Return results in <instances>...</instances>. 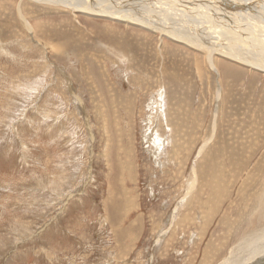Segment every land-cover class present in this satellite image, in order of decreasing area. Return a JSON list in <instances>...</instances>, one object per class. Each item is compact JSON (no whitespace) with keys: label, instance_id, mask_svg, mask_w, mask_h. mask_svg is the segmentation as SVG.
Here are the masks:
<instances>
[{"label":"rangeland","instance_id":"rangeland-1","mask_svg":"<svg viewBox=\"0 0 264 264\" xmlns=\"http://www.w3.org/2000/svg\"><path fill=\"white\" fill-rule=\"evenodd\" d=\"M0 1L11 12L23 0ZM32 1L22 7L38 11L32 33L0 13V264H201L207 255L222 264L239 241L264 232V207L255 208L264 198V74L217 56L241 76L232 83L205 55L158 38L159 30L195 35L264 62V47L247 43L252 30L218 23L233 37L226 43L198 35L194 25L216 29L173 17L199 19L197 0H186L187 11L160 7L167 16L145 11L158 31ZM249 1L218 5L256 8L245 21L264 28V6ZM232 161L242 171L235 184Z\"/></svg>","mask_w":264,"mask_h":264},{"label":"bare ground","instance_id":"bare-ground-1","mask_svg":"<svg viewBox=\"0 0 264 264\" xmlns=\"http://www.w3.org/2000/svg\"><path fill=\"white\" fill-rule=\"evenodd\" d=\"M15 1V0H14ZM17 1V0H16ZM19 1V0H18ZM17 1V2H18ZM35 2H38L40 3L41 5H49L50 8H40L41 11L42 10H49V11H53V9H57L55 7H63L62 9H66V8H71L72 11L74 10L76 13H87L86 15L89 16V17H93V18H97V20H112V21H118V23H125L127 27H136V28H147V29H152V30H156L158 31L159 28L157 27L159 25V22H154V21H158L159 19L156 17L154 11L150 14H147V12L145 13V11H148V10H151V7L156 11V14L157 16L159 15L160 17L162 16H167L168 15V12H166L165 10L168 11V9H163V8H160V7H168V6H172V8H169L170 12L171 13H174V12H178V10H174V6L175 7H178L179 9L186 6L187 5V2L186 0H34ZM32 1V2H34ZM244 1V3H250L249 0H197L195 4H193V7H200L202 9H199V10H196V11H193L191 10V13L193 15H195L194 13H196V16H197V13H198V17L199 19H196L194 18L193 16H190V15H187V14H183L182 16H180L181 14H176V16H173L174 18L178 19V22H180L182 25L184 23V21L187 22V24H200V25H205V26H212L214 25L215 27V31L214 32V28L210 27V29H206L205 27L203 26H196L194 25V28L196 27V31L199 32L198 35L202 32V35L206 34V30H209L211 32V35L210 33L207 31V34L211 36H213L215 34L216 37H221V38H224L225 39V43H226V39H233L232 35L226 33L225 31H222L221 30V26L219 27L217 24H221L223 26L226 27L227 30H229V28H232L233 27H237V24L239 25V28L241 29H248V30H252L251 33H252V37L249 38L248 40V44L251 46H253L254 44L253 43H249L251 42L250 39L253 38L254 41H256L258 44H259V48L258 49H263L262 47H264V34L262 32L263 31V27L261 26H256L254 24H256V22L252 25L248 24V23H252V22H249L251 21V17L253 15L252 12H256V8L254 7H251V8H243L241 10L240 9H237L235 8V10H238V11H235V10H231L232 13L229 11L225 13V9H220L218 4H223V6L225 8H228L229 3H232L231 6H240V2ZM1 3H6V1H0ZM256 2L258 3V6L259 8L260 7H263L264 6V0H256ZM11 5L14 4L13 1H10L9 2ZM173 3H180L182 4L183 6H176L174 5ZM202 3H205L204 5H202ZM30 4V3H29ZM35 4V3H34ZM33 4V5H34ZM20 6H15L14 9L11 11V12H8L7 8L5 7V11L2 9L3 6L0 5V13L2 14H5L8 16V18L12 19V22L9 20H7L8 23H11L10 25L13 24L14 20H15V23L14 25L18 26L20 25V28L21 30L25 31H29L30 33H32V31L35 29L32 30V25H31V18L37 16V12L34 8V10L29 13H25L22 9L23 6H28L30 7L27 2H25V0L21 1V4H19ZM39 5V4H38ZM208 6V8H205L204 6ZM32 6V5H31ZM40 6V5H39ZM148 6V7H146ZM222 6V7H223ZM39 8V7H38ZM253 8V9H252ZM39 9V10H40ZM152 9V10H153ZM184 9L187 11V10H190V8H187V7H184ZM264 9V8H263ZM58 10V9H57ZM15 11V12H14ZM67 11V10H66ZM13 12V13H12ZM54 12V11H53ZM63 12V11H62ZM68 12V11H67ZM149 12V11H148ZM260 12V11H259ZM46 13V12H45ZM49 13V12H48ZM51 15H52V12H50ZM49 13V14H50ZM208 13H209V16H208ZM40 14V13H39ZM230 14H234V19H232L231 17L227 20V16H231ZM256 14V13H254ZM262 14V13H261ZM57 15V13H56ZM69 15V14H68ZM200 15V16H199ZM217 15V17L215 16ZM15 17H18L20 23H18L19 21H17ZM76 17V16H74ZM263 17V16H262ZM117 18V19H116ZM137 18V19H136ZM142 18V19H140ZM167 18V17H166ZM165 18V19H166ZM7 19V18H6ZM77 19V18H76ZM168 19V18H167ZM172 19V18H170ZM169 19V20H170ZM245 19H248L249 21H245ZM122 20V21H120ZM78 21V20H77ZM141 21V22H140ZM217 21V22H216ZM141 23L142 25H137L136 23ZM135 23V24H134ZM150 24V27H147L145 26L144 24ZM124 25V24H123ZM185 25V24H184ZM235 25V26H234ZM17 27V28H18ZM180 27V26H179ZM34 28V27H33ZM223 28V27H222ZM238 28V29H239ZM262 29V31H259L260 29ZM189 30V28H187ZM225 29V28H224ZM201 30V31H200ZM226 30V31H227ZM237 30V29H236ZM179 31V30H178ZM195 31V30H194ZM233 31L235 30H229V32L233 33ZM238 31V30H237ZM37 32V31H36ZM159 40L161 41V44H165V43H169L168 41L172 42L173 43H176L179 45V47H184V48H189L197 53H200L202 55H205L206 56V62L210 61V71L214 70L215 73H221L222 72L225 74V72H227V74H229V80L232 82V83H237L239 82L241 76L229 69L228 67H225V66H219L218 62H219V59L217 56H220V58H224V59H227L229 61H233L234 63H238V65H243L247 68H249L250 72L251 73H263L264 74V62L263 61H259V59L262 57H258V55L256 56V54L253 53L252 50H248V51H242V49L238 46H227L226 44H222L220 43V41H222V39H217L215 38L214 36V39L217 40L220 44H216L217 47H214L212 46V43L214 42H210L211 46H205V45H200L199 43L195 42L193 39L194 38H197L194 36L193 39L189 38L190 40H187L185 38H183L184 36L183 35H179L177 32L175 31H167V30H159ZM236 32V31H235ZM243 32V31H242ZM214 33V34H213ZM240 33V32H239ZM201 35V36H202ZM234 35V34H233ZM239 37H241V35H244L243 33L241 34H238ZM35 36V35H34ZM133 36V35H132ZM228 36V37H227ZM25 37V36H24ZM204 37V36H203ZM201 37V40L202 38ZM259 39H257V38ZM213 38V37H212ZM243 38V41L246 40V37H241ZM30 39V38H29ZM198 39V38H197ZM223 39V40H224ZM143 39L141 37H138V36H134V37H131L130 38V42H133V43H137L139 41H142ZM172 40V41H171ZM208 40V39H207ZM213 40V39H212ZM239 40V39H238ZM197 41H200V40H197ZM206 40H204L205 42ZM209 41H207L208 43ZM216 42V41H215ZM229 42V41H228ZM239 42V41H238ZM241 45H243L241 42H239ZM229 45V44H228ZM247 45V44H246ZM219 46V47H218ZM248 46V45H247ZM236 48V50H233V48ZM245 47V46H243ZM46 48V47H45ZM165 50L170 53L172 50H169L166 46L164 47ZM255 48V47H254ZM104 49V47H103ZM258 49H255L257 52ZM261 52V51H260ZM263 52V51H262ZM261 52V53H262ZM256 53V52H255ZM151 55H153L151 53ZM162 55V54H161ZM260 55H263L264 54H260ZM165 57V56H164ZM192 57V56H191ZM163 58V56H162ZM167 58V56H166ZM164 58V59H166ZM93 59V55L89 57L86 56V60H90L91 62H93L94 60ZM115 59V57H114ZM171 59V58H170ZM176 59V58H175ZM204 59V57H203ZM85 60V61H86ZM148 59H145L143 61H146ZM167 60V59H166ZM191 60V59H190ZM194 60V59H193ZM192 60V61H193ZM208 60V61H207ZM261 60V59H260ZM84 61V62H85ZM149 61V60H148ZM147 61V62H148ZM161 61V60H160ZM171 61V60H170ZM169 61V62H170ZM177 61V59H176ZM190 61V62H192ZM204 61V60H203ZM89 63V61H87ZM90 62V63H91ZM166 62V61H165ZM174 62V60H173ZM175 63L177 62H174L173 64L175 65ZM202 63V62H200ZM85 64V63H83ZM150 64V63H149ZM172 64V65H173ZM89 65V64H88ZM94 65V64H93ZM92 63L89 65L91 67H93ZM178 65V64H177ZM227 65H230V64H227ZM87 66V65H86ZM166 66V64H165ZM170 66V65H169ZM176 66V65H175ZM233 67H235L234 65H231ZM173 67V66H172ZM192 67V66H191ZM201 67V66H200ZM88 68V67H87ZM96 68V67H95ZM166 68V67H165ZM169 68V67H168ZM174 68V67H173ZM178 68V66H177ZM236 68V67H235ZM240 67H238L239 69ZM90 69V67H89ZM98 69V68H97ZM128 69V68H127ZM84 70V68H83ZM82 70V71H83ZM141 70H142V67H141ZM85 71V70H84ZM87 71V70H86ZM99 71V69H98ZM168 71V70H167ZM101 72V71H100ZM170 73V72H169ZM176 73V72H175ZM182 73V72H181ZM213 73V71H212ZM98 74V72H97ZM103 75V74H101ZM215 75V74H214ZM183 77V76H182ZM187 77V76H186ZM185 77V78H186ZM212 77V76H211ZM180 78V77H179ZM220 78H221V75H220ZM212 79H214L212 77ZM85 80V79H84ZM102 81V80H101ZM183 82V81H181ZM219 82V85L221 84L220 81ZM171 83L175 84L176 81H172ZM215 83V82H214ZM102 85V84H101ZM206 85V84H205ZM223 85V81H222V84ZM100 86V85H99ZM173 87V85H172ZM225 88V91H226V86H222ZM223 88V89H224ZM96 89V88H95ZM222 89V88H221ZM216 90V89H215ZM216 92V91H215ZM225 95V99H226V94L227 93H223ZM113 97V96H112ZM125 97V96H124ZM223 97V96H222ZM118 99V98H117ZM101 104V103H100ZM126 104V103H125ZM220 105V104H219ZM219 108H221L219 106ZM223 110V109H222ZM221 112V111H220ZM219 114V113H218ZM180 116V115H179ZM178 116V117H179ZM103 117V116H102ZM183 118V117H182ZM102 119V118H101ZM106 119V118H105ZM107 122V121H106ZM170 122V121H169ZM181 122V120H180ZM218 122V121H216ZM102 123V122H101ZM218 124V123H217ZM247 126V125H246ZM104 128V127H103ZM217 128V127H216ZM109 129V128H108ZM219 130V129H218ZM241 131V130H240ZM237 134V133H236ZM258 150V149H257ZM261 150V149H260ZM212 153V152H211ZM218 155H222V153L220 152H215V156ZM116 155V154H115ZM209 156V155H207ZM255 157V155H254ZM116 158V157H115ZM252 159V158H251ZM117 162L119 159H116ZM263 161V160H262ZM115 162V161H114ZM228 162V161H227ZM233 161L229 163V169L227 170L228 172H231V174H233V183L232 184H235L241 174H242V171L239 173H235L237 169V167L233 166L232 165ZM130 164V162H129ZM132 165V164H131ZM114 167V166H113ZM123 167V166H122ZM120 168V167H119ZM123 169V168H122ZM129 169V168H128ZM133 169V167H132ZM132 169L131 170H128L130 172H132ZM264 169V168H263ZM214 170V169H213ZM211 170V171H213ZM240 170V169H239ZM260 170V169H259ZM210 171V167H209V170L207 169V172H206V176L208 177L209 176V172ZM226 171V172H227ZM263 171V170H262ZM221 172V171H220ZM259 172V171H258ZM215 172H213L214 174ZM222 173V172H221ZM256 173V170L254 169L252 173H250L248 175V177L246 178V181L247 180H250L251 182H253L254 180V176ZM211 174V175H213ZM263 174V173H262ZM131 175V173H130ZM239 175V176H238ZM195 176H196V173H195ZM214 176V175H213ZM212 176V177H213ZM216 176V175H215ZM199 178V177H198ZM216 178V177H215ZM218 178V177H217ZM217 178L215 179V181L217 180ZM224 179V178H223ZM199 180V179H198ZM210 180V179H209ZM212 180V179H211ZM197 181V180H195ZM206 181V180H205ZM222 181V180H221ZM245 181V183H246ZM199 182V181H198ZM212 182H214V180H212ZM211 182V183H212ZM219 182V181H217ZM256 182V181H255ZM200 183V182H199ZM244 183V184H245ZM201 184V183H200ZM206 184H207V181H206ZM220 184H224V182H221ZM218 184V185H220ZM228 184V183H227ZM247 184L244 185V187L246 186ZM196 186V185H195ZM222 186V185H221ZM225 186V185H224ZM201 187V186H200ZM228 187V186H226ZM225 188V187H224ZM246 189V187H245ZM201 190V188H200ZM241 190V189H240ZM244 191V190H243ZM227 196V195H226ZM217 197V196H216ZM255 197V196H254ZM264 197V195L262 196ZM212 198V197H211ZM244 197L240 198V200H242ZM221 199V198H219ZM260 199H262L261 202ZM225 200H228V199H225ZM226 202V201H225ZM221 204V203H220ZM261 207H264V198H261V196L258 198V201L256 202V211H261ZM245 209V207H244ZM246 212L248 210V208L246 207ZM255 211V213H256ZM248 213V212H247ZM246 213V214H247ZM252 213V211L250 212ZM244 214V215H246ZM254 214V212H253ZM177 229V228H176ZM214 237V236H213ZM241 246V249L238 250V246ZM238 246H237V249L230 252L231 255L229 258H227L225 261L223 260V263L222 264H264V232L262 233H257V235L255 234V237L253 238H250V239H247V240H244V241H239L238 243ZM213 248V247H212ZM225 249V248H224ZM225 251V250H224ZM223 251V252H224ZM210 252V251H209ZM208 252V253H209ZM218 252V251H217ZM207 254V253H206ZM211 255H207L206 259H204V261L201 263V264H210L209 260L207 259H210ZM214 256H218V254L214 255ZM210 257V258H209ZM225 257V256H224ZM226 258V257H225ZM217 259V258H216ZM121 260V259H120ZM212 262V261H211ZM143 264V263H142ZM215 264V263H214Z\"/></svg>","mask_w":264,"mask_h":264}]
</instances>
